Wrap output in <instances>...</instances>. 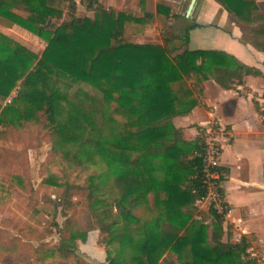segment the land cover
I'll return each mask as SVG.
<instances>
[{
  "label": "trees",
  "instance_id": "trees-1",
  "mask_svg": "<svg viewBox=\"0 0 264 264\" xmlns=\"http://www.w3.org/2000/svg\"><path fill=\"white\" fill-rule=\"evenodd\" d=\"M218 1L242 21L262 22L255 31L264 35V12H259L256 0ZM66 7L67 0H0V17L46 40L38 54L22 43L7 42L0 32V99L16 88L15 105L2 108L0 103L4 125L0 137L18 125H42L57 142L74 145L61 154L68 166L85 169L80 153L90 159V148L101 146L110 126L120 138L136 144L132 150L137 155L128 158L127 148L117 147L118 164L129 169L114 176L118 191L114 205L103 204L94 212L100 234L109 236L107 242L114 237L127 240L137 264H162L169 250L178 253L181 264H260L249 258L254 236L225 242V217L214 211L207 214L213 218L212 244L204 241V223L198 224V217L204 222L208 216L194 205L197 194L193 192H202L203 133L188 141L183 129L173 123L201 103L208 77L201 78L200 73L210 69L222 88L233 89L244 83L246 75H260V71L223 51L183 47L195 23L186 26L177 44L170 38L163 43L137 42L125 35L129 15L124 12L86 0L94 16L78 15L74 0L68 18L57 26L55 20ZM255 44L264 50V40ZM115 114L126 117L121 127ZM155 160L156 175L149 164ZM93 186L78 187L92 199ZM129 220L138 225L132 228ZM154 220L156 231H148L147 223ZM141 227L145 228L138 238ZM71 238L75 241L77 235ZM61 252L75 255L69 247H61Z\"/></svg>",
  "mask_w": 264,
  "mask_h": 264
},
{
  "label": "rangeland",
  "instance_id": "rangeland-1",
  "mask_svg": "<svg viewBox=\"0 0 264 264\" xmlns=\"http://www.w3.org/2000/svg\"><path fill=\"white\" fill-rule=\"evenodd\" d=\"M85 8L86 4L81 1L77 14L85 15ZM134 22L131 19L124 31L127 38L156 43V24L149 35L136 39L134 35L139 34V29ZM0 32L7 42L22 43L38 54L42 53L46 45V40L24 28L14 27L12 22L3 17H0ZM172 43H180V40L176 39ZM199 76L213 75L209 69ZM12 93L16 94V88L9 96ZM8 97L0 99L2 108L15 105L16 101L9 103ZM114 117L116 125L121 127L126 117L122 114H115ZM109 127L105 128L101 146L90 148V159L85 153H80L86 163L85 169L77 165L68 166L61 154L66 149L73 150L74 145L57 142L42 125H18L17 130L0 137V264H78L94 258L99 260H95L98 264H137L132 258L135 251L128 241L114 237L107 242L109 236L100 234L94 215L95 210L103 204L114 205L118 195L114 176L129 169L118 164L120 153L117 147L124 145L127 148L124 154L128 158L137 155L132 150L136 144L120 138V134L112 132ZM2 131L4 125L0 122V133ZM149 164H152L153 174L156 175V160ZM88 184L94 185L92 199L88 191L78 187ZM68 200L72 202L71 205ZM202 213L208 214L205 210ZM207 216L204 222L199 216L198 224L204 223L203 239L210 243L213 218ZM128 222L132 228L138 225L130 220ZM157 227L156 220L146 225V229L152 232ZM143 228L136 234L138 238L142 237ZM73 233L77 235L75 241L71 238ZM82 234L86 236L84 242L87 245L79 247L78 240H82ZM99 238L103 239L102 244L98 242ZM61 247L73 249L81 260H77L75 255L64 256ZM167 254L176 257L179 264L178 253L169 250Z\"/></svg>",
  "mask_w": 264,
  "mask_h": 264
},
{
  "label": "crops",
  "instance_id": "crops-1",
  "mask_svg": "<svg viewBox=\"0 0 264 264\" xmlns=\"http://www.w3.org/2000/svg\"><path fill=\"white\" fill-rule=\"evenodd\" d=\"M98 1L106 9L129 15L124 31L134 19L139 29L136 39L149 35L156 24V43L166 38L181 41L186 26L195 23L197 27L191 29L183 47L223 51L260 71V75H246L244 83L233 89L222 88L209 76L203 81L201 103L190 113L174 118L173 123L183 129L188 141L196 140L214 121L226 130L220 138V165L230 212L225 217L223 240L237 243L242 236H254L248 248L249 258L264 264V50L255 44L256 40H264V35L255 31L262 22L242 21L218 0H196L190 16L187 12L192 0ZM256 1L263 13L264 0ZM85 9V15L94 16V11ZM66 19L58 18L55 23L58 26ZM210 231L211 237L212 226ZM84 241L78 240V246L87 245ZM164 257L166 262L162 264H178V259L167 252ZM95 260L98 259L88 262L98 264Z\"/></svg>",
  "mask_w": 264,
  "mask_h": 264
},
{
  "label": "built area",
  "instance_id": "built-area-1",
  "mask_svg": "<svg viewBox=\"0 0 264 264\" xmlns=\"http://www.w3.org/2000/svg\"><path fill=\"white\" fill-rule=\"evenodd\" d=\"M74 0H67V7L62 15L63 19L69 16V6ZM77 4H81L83 1L86 4V0H75ZM16 97L15 93H12L7 101L13 102ZM225 129L214 121L211 122L205 129L202 138L204 142V152L202 155L203 162L200 170V179L202 182V192L199 193L197 189L193 192L197 194L194 205L200 211H214L218 214L226 217L230 212V205L224 190V172L220 165L221 157V145L220 138L225 133Z\"/></svg>",
  "mask_w": 264,
  "mask_h": 264
},
{
  "label": "water",
  "instance_id": "water-1",
  "mask_svg": "<svg viewBox=\"0 0 264 264\" xmlns=\"http://www.w3.org/2000/svg\"><path fill=\"white\" fill-rule=\"evenodd\" d=\"M196 3V0H192L191 3H190V6H189V9H188V12H187V16H190L193 8H194V5Z\"/></svg>",
  "mask_w": 264,
  "mask_h": 264
}]
</instances>
